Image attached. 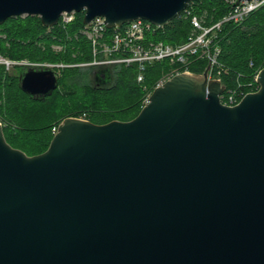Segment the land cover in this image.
Instances as JSON below:
<instances>
[{"label":"water","instance_id":"1","mask_svg":"<svg viewBox=\"0 0 264 264\" xmlns=\"http://www.w3.org/2000/svg\"><path fill=\"white\" fill-rule=\"evenodd\" d=\"M197 1L0 0V25L83 12L84 26L163 28ZM209 67L155 88L130 121L64 119L39 155L0 125V264H264V67L233 107ZM18 85L43 98L57 75L24 65Z\"/></svg>","mask_w":264,"mask_h":264},{"label":"trees","instance_id":"2","mask_svg":"<svg viewBox=\"0 0 264 264\" xmlns=\"http://www.w3.org/2000/svg\"><path fill=\"white\" fill-rule=\"evenodd\" d=\"M233 5L232 0L190 3L187 8L190 16L184 13L165 27L156 29L153 41L182 45L193 33L192 16L209 27L225 17ZM82 21L83 12L74 14V20L64 28L60 25L44 27L36 16L10 18L0 25L1 58L36 65H66L59 70L53 68L58 73L57 89L50 96L35 99L19 88L18 77L24 66H14L11 73L0 64L3 135L11 148L28 157L46 151L53 128L66 118L85 115L95 125L132 120L140 112L146 93L154 90L156 82L171 69L168 60L154 63L146 68L142 83H137L136 64L79 67L93 61L91 47L81 34L85 28ZM114 31L107 29L105 36L109 37ZM216 44L220 53L214 71H220L219 79L226 91H236L239 96L256 92L258 85L254 78L264 67V4L240 23L222 24ZM54 46L63 50L54 51ZM206 65L204 60L192 59L186 68L200 75Z\"/></svg>","mask_w":264,"mask_h":264},{"label":"built area","instance_id":"3","mask_svg":"<svg viewBox=\"0 0 264 264\" xmlns=\"http://www.w3.org/2000/svg\"><path fill=\"white\" fill-rule=\"evenodd\" d=\"M232 1L235 2V0ZM263 4L264 0L242 2L233 7L220 21L209 27L204 26L197 17L192 16L190 21L193 27V33L188 37L186 43L178 46L166 45L162 42H154L153 36L155 30L158 28L151 23L140 19L129 22L122 26V28H114V33L109 37H106L105 31L107 28L104 19L96 17L81 31V34L89 43L93 55V61L89 64H83L82 66L112 67L115 65H123L128 67L136 64L138 67L136 82L142 83L144 72L148 66L163 60H168L171 69L156 82L155 89L161 87L166 81L170 80L175 75L181 73L191 74L186 68L190 63V60H204L206 61V64L210 66L207 73L208 80H216L221 83L219 79L220 71H214L217 67V57L220 53L216 44L217 32L220 30L222 24L226 22H242L251 12L258 9ZM184 13H186L185 15L190 16V12L185 10L182 14L177 16L176 19L180 18ZM74 14L75 13L63 12L60 15L57 25L64 28L74 20ZM0 64L6 66L8 69L13 63L0 57ZM39 66L51 69L64 67L62 65L55 67L46 64H40ZM254 81L256 83V77L254 78ZM149 93L150 92H148L146 99L143 102V106L148 101V97L151 94ZM243 97V95L239 96V93L236 91H226L225 89V92L220 96V103L224 106L232 107L238 104ZM76 119L88 121L85 115H81ZM56 132L57 127L52 130L53 135L56 134Z\"/></svg>","mask_w":264,"mask_h":264},{"label":"rangeland","instance_id":"4","mask_svg":"<svg viewBox=\"0 0 264 264\" xmlns=\"http://www.w3.org/2000/svg\"><path fill=\"white\" fill-rule=\"evenodd\" d=\"M53 50L59 52V51H62L63 49H60V47H58V46H54V47H53ZM5 60H6V59H5ZM6 61H8V62H10V63H13L12 65H10V67H9L8 69H7L6 66L3 65V66L5 67V70H6V71H9V72H11V73L13 72V67H14V66H24V65L30 64V63H28V62H26V61H20V62H11V61H9V60H6ZM45 64H46V65H49V66H55V67L58 66V65H62V66H64V67L66 66V65L61 64V63H59V64H49V63H45ZM43 65H44V64H43ZM82 65H83V64H80L79 67H82V68H86V67H88V66H82ZM62 68H63V67H62ZM205 68H206V67H205ZM54 69L59 70V69H61V68L58 67V68H54ZM204 70H205V69H204ZM55 72H56V71H55ZM58 72H59V71H58ZM56 74H58V73L56 72ZM164 75H165V74H164ZM164 75H163V76H164ZM200 75H202V74H200ZM163 76H162V77H163ZM198 76H199V75H198ZM162 77H161V78H162ZM150 93H151V91H150ZM150 93H149V94H150ZM147 94H148V93H146V95H145V97L143 98V101H142V103H141V104H142V107H143V104H144L143 102H144V100L146 99ZM0 125H1V123H0ZM59 125H60V124H59ZM1 127H2V126H1ZM57 127H58V126H57Z\"/></svg>","mask_w":264,"mask_h":264},{"label":"bare ground","instance_id":"5","mask_svg":"<svg viewBox=\"0 0 264 264\" xmlns=\"http://www.w3.org/2000/svg\"><path fill=\"white\" fill-rule=\"evenodd\" d=\"M189 75H194V74L191 73V74H189ZM238 103H239V102H238ZM236 105H237V104H236ZM234 106H235V105H234ZM232 107H233V106H232Z\"/></svg>","mask_w":264,"mask_h":264}]
</instances>
